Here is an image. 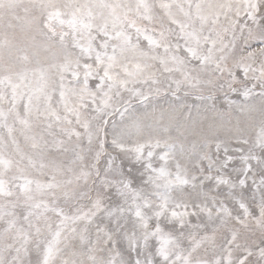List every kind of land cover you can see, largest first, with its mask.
<instances>
[{
    "label": "snow or ice",
    "instance_id": "6c2138e0",
    "mask_svg": "<svg viewBox=\"0 0 264 264\" xmlns=\"http://www.w3.org/2000/svg\"><path fill=\"white\" fill-rule=\"evenodd\" d=\"M0 264H264V0H0Z\"/></svg>",
    "mask_w": 264,
    "mask_h": 264
}]
</instances>
